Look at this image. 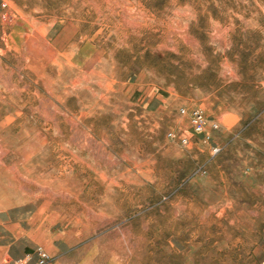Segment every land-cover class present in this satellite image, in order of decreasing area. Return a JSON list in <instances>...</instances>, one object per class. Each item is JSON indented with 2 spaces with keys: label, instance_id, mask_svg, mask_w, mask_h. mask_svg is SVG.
Listing matches in <instances>:
<instances>
[{
  "label": "rangeland",
  "instance_id": "374dc122",
  "mask_svg": "<svg viewBox=\"0 0 264 264\" xmlns=\"http://www.w3.org/2000/svg\"><path fill=\"white\" fill-rule=\"evenodd\" d=\"M258 240L264 0H0V264H261Z\"/></svg>",
  "mask_w": 264,
  "mask_h": 264
},
{
  "label": "built area",
  "instance_id": "2783aa9c",
  "mask_svg": "<svg viewBox=\"0 0 264 264\" xmlns=\"http://www.w3.org/2000/svg\"><path fill=\"white\" fill-rule=\"evenodd\" d=\"M182 112L185 113L186 110L182 109ZM191 115V120H192V125L193 129L196 133H203L207 134V137L210 138V134L207 132V120L204 116V114L201 112L200 109H194L190 112ZM213 128H218L217 124L213 125ZM186 141V139H184ZM220 148L216 147L215 151H219ZM51 260V257L49 254L43 250H39L38 252V259L36 264H48L49 261ZM27 262V259L23 260L20 259L17 263L15 264H25Z\"/></svg>",
  "mask_w": 264,
  "mask_h": 264
},
{
  "label": "crops",
  "instance_id": "0c3cea01",
  "mask_svg": "<svg viewBox=\"0 0 264 264\" xmlns=\"http://www.w3.org/2000/svg\"><path fill=\"white\" fill-rule=\"evenodd\" d=\"M256 245H258L259 247H258V252H255V259L258 261H262L261 264H264V241H262L261 243V241L258 240L256 242ZM260 249H262V251H260ZM22 256H23L22 252L16 254L17 259L22 258ZM35 260L36 258H32V260L28 262V264H35Z\"/></svg>",
  "mask_w": 264,
  "mask_h": 264
}]
</instances>
